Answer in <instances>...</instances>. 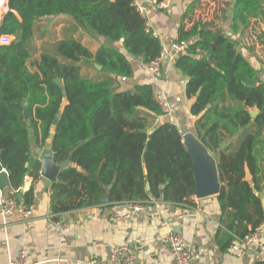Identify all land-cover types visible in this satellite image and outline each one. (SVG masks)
<instances>
[{
  "label": "trees",
  "instance_id": "1",
  "mask_svg": "<svg viewBox=\"0 0 264 264\" xmlns=\"http://www.w3.org/2000/svg\"><path fill=\"white\" fill-rule=\"evenodd\" d=\"M200 1L194 0L189 8L200 6ZM9 7L0 24V35L14 38L10 45L0 46V163L9 176L13 192L9 197L34 204V189L22 192L27 176L35 181L41 176L38 159L32 169L27 167L33 156L31 137L45 146L60 114L51 144L54 159L76 167L63 169L50 187L54 220L104 207L105 199L108 208L151 200L171 207L192 206L193 160L180 130L170 122H158L166 114L151 85L130 90L120 86L122 79L134 76L132 60L147 66L163 52L161 39L148 27L135 1L9 0ZM57 16L68 17L75 29L78 26L107 43L94 54L75 38L54 44L43 40L36 58L34 38L47 33L39 22ZM212 28L208 22H197L191 29L181 24L176 43L196 42L177 56L176 67L189 78L191 113L201 115L206 134L215 143L239 138L235 148L231 143L220 151L217 164L225 227L221 245L232 249L235 240L264 221L263 200L257 195L264 190V84L261 70L247 60L239 41ZM84 63L101 66V78L84 77ZM254 108L259 112L256 118L250 116ZM246 165L255 189L246 180Z\"/></svg>",
  "mask_w": 264,
  "mask_h": 264
},
{
  "label": "crops",
  "instance_id": "2",
  "mask_svg": "<svg viewBox=\"0 0 264 264\" xmlns=\"http://www.w3.org/2000/svg\"><path fill=\"white\" fill-rule=\"evenodd\" d=\"M134 1L143 5L147 25L161 39L164 55L159 75L131 59L134 76L129 80L122 79L121 89L130 90L137 85L149 84L155 93H164L171 112L158 122H170L178 127L180 133L187 130L194 134L215 153L218 164L220 151L231 143L235 148L239 138H226L216 144L206 134L208 127H202L201 115L191 113L194 98L187 95L189 78L176 67L177 56L173 45L178 39L181 24L186 29H191L197 22L212 23L213 31L224 32L228 37L239 41V47L247 60L264 72V0H201L200 6L192 9L189 6L194 0H173L169 10L156 8L151 3L153 0ZM54 19L50 28H47L48 20L39 22L40 25L42 22L46 24L42 28L46 34L51 33L57 22L67 20L70 26L63 32L62 39L51 43L44 41L47 44L75 38L95 54L107 43L104 38L78 26L75 29L73 21L66 16ZM59 27L62 30L64 26ZM120 49L124 52L123 48ZM39 55L35 57L38 58ZM101 70L95 64L82 65V75L92 80L101 78ZM202 138L206 139L207 144L210 141L214 144L211 142L207 145ZM31 143L33 156L39 160L46 145L42 147L37 144L34 136L31 137ZM32 188L35 195L33 218L25 220L14 213L5 220H0V264H8L22 249L26 251L28 264H72L79 261L113 263L111 257L114 251L124 245L136 250L137 264H175L173 253L164 242L170 232L182 236L194 257L193 264H257L264 261V250L257 246L240 250L222 247L220 234L225 231V227L218 195L205 199L195 197L191 200L192 206H170L168 212L164 205L150 204L130 221L123 218L124 210H112V207H105L108 203L104 202V207H90L64 214L60 221H64L66 226L60 228L55 224L51 211V190L46 186L45 180L40 176L35 181L27 176L22 192L27 193ZM5 190V198H9L13 192L9 188ZM257 195L263 200L264 208V190ZM262 242L264 243V237Z\"/></svg>",
  "mask_w": 264,
  "mask_h": 264
},
{
  "label": "built area",
  "instance_id": "3",
  "mask_svg": "<svg viewBox=\"0 0 264 264\" xmlns=\"http://www.w3.org/2000/svg\"><path fill=\"white\" fill-rule=\"evenodd\" d=\"M152 5L155 6L158 9L161 10H169L172 7L173 0H162L161 2H158L157 0H153ZM138 11L143 15L144 13V7L141 4H136ZM10 13V7H9V0H0V23L2 22V19L5 15ZM13 41V37L7 34L0 35V46H7L10 45ZM196 42V39H191L188 42L183 43H174L173 50L176 53V56L179 54H186L188 51L189 44H194ZM163 52L160 58H158L153 63L147 65L146 67L155 75H159L161 72V61L163 57ZM260 82L264 84V72H260L259 75ZM155 99L157 103L162 108L163 112L166 115H169L171 112V106L167 99V96L162 92H156L154 94ZM5 170V169H4ZM6 190L5 188L0 187V220H5L6 218L12 216L14 213H18L21 215L25 220H30L33 218L34 215V206L33 205H27L24 202H17L15 199L5 198ZM196 197V196H195ZM150 204H157V205H164L159 204L155 202L154 200L151 201H125L122 203L115 204L112 207V210L118 211V210H124L125 213L123 215V218L125 220H133L135 217H137L139 214H141L143 211H145ZM165 211H169V205H164ZM119 220L120 218H116ZM56 226L62 228L66 226L64 221H56ZM264 237V221L263 223L255 228L250 229L249 233L243 238L238 239L233 242L232 248L236 250H240L243 248H254L259 247L262 250H264V243L262 242V239ZM165 245L168 247L174 256V262L175 264H193L194 257L191 253V251L186 247L184 239L182 236L175 232H170L165 240ZM111 260L113 263L116 264H137L138 261V255L136 250L133 247L129 246H121L119 249L115 250ZM113 263H97L94 261L91 262H74L72 264H113ZM8 264H28L26 260V251L22 249L18 255L12 259ZM62 264H71V263H64Z\"/></svg>",
  "mask_w": 264,
  "mask_h": 264
},
{
  "label": "water",
  "instance_id": "4",
  "mask_svg": "<svg viewBox=\"0 0 264 264\" xmlns=\"http://www.w3.org/2000/svg\"><path fill=\"white\" fill-rule=\"evenodd\" d=\"M54 18L49 19V24L47 28H50V25L54 22ZM96 67L101 70L102 67L96 65ZM58 85H62L60 79L56 80ZM248 110V107H245ZM258 111H250V116L256 118L258 116ZM25 118L29 119V109L26 104L25 108ZM60 114L57 115V119L53 122L51 127L50 136L46 142V149L43 151L42 157L39 159L41 163V177L45 180L46 186L51 187L52 183L58 180L60 172L63 169H66L70 166L76 167L75 164H71L70 161H66L63 164H57L54 159V154L51 149V144L56 134V125ZM184 145L187 152L193 160V172L196 183L195 196L197 199H205L211 196L219 195L222 189V184L219 178L218 165L216 161L215 153L206 147L194 134L189 133L187 130L182 132ZM36 159L34 156L30 157V162L27 167L32 169ZM246 180L250 181V185L255 188V182L253 181L252 173L250 172L248 165L245 167ZM0 187L8 189L10 187L9 176L4 170V167L0 163ZM149 184H147V190H149ZM105 203H108L109 200L105 199Z\"/></svg>",
  "mask_w": 264,
  "mask_h": 264
},
{
  "label": "rangeland",
  "instance_id": "5",
  "mask_svg": "<svg viewBox=\"0 0 264 264\" xmlns=\"http://www.w3.org/2000/svg\"><path fill=\"white\" fill-rule=\"evenodd\" d=\"M68 21L65 20L63 22H57L56 25L54 26V29H52L51 33L50 34H45L44 32L42 33H38L35 38H34V42H33V45H34V48H35V55H39L42 51V41H48V42H54L56 41L57 39H62L63 38V32L66 31V29L70 26L68 25L69 23H67ZM44 22H42V28L44 29ZM60 25H63L64 27H62L60 30ZM14 39V38H13ZM49 43V44H50ZM47 44V43H46ZM93 46V45H92Z\"/></svg>",
  "mask_w": 264,
  "mask_h": 264
}]
</instances>
